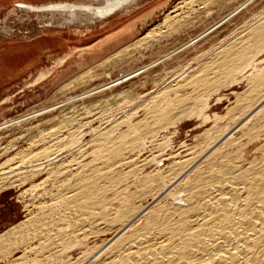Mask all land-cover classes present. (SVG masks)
I'll use <instances>...</instances> for the list:
<instances>
[{
	"label": "rangeland",
	"instance_id": "obj_1",
	"mask_svg": "<svg viewBox=\"0 0 264 264\" xmlns=\"http://www.w3.org/2000/svg\"><path fill=\"white\" fill-rule=\"evenodd\" d=\"M46 1L52 3L41 5L39 1L38 3H32L30 5L43 6L60 3H74L78 5L89 3V0H70L72 2L43 0V2ZM246 1L247 0H139L130 7H126L103 19L94 21L83 20L77 22L67 21V23L66 20L70 19V16L68 17L69 14L66 13V15H63L62 13L26 10L23 8V6H21L22 3L26 4L24 0H16V3H13L12 1V3L8 5H0V126H4L6 122L12 124L4 126L2 129L0 128V185L4 182L8 185L7 188L4 187L0 190V236L6 232L8 233L9 230L11 231L14 229V227H16L19 223L23 221H29L35 217V212L32 211L33 208L31 204H29L31 203L30 199H32V195H35V192H33V187L38 185L41 180L43 181L46 176H44L45 174L41 175V178H39V176H32V180L29 178L30 180L25 182L23 178H25L24 176L26 174L23 172L26 171V169L23 168L22 161L30 158L36 153L41 152L44 147V143L50 142L52 139H54V136H52L51 133L53 134L56 131H60L58 137L59 139H62V142H64L63 144L57 145L58 149L62 148L60 153L62 154V160L65 159L66 166L68 164H72L75 161L77 166L82 165V171H84V169L92 168L91 166L95 167L96 163L99 167H103L108 164L104 158L100 157L101 154H98V148H94L98 147L97 144H100L99 141L101 142L105 135L108 134L106 136H110L109 139L111 142L109 143L110 146H108V154L110 156V160L108 162L112 164L114 163L115 165L117 162L118 165H116V167L113 166L114 164H108L110 165L109 167H112V169L114 168V173L111 177L113 179L124 178L125 182H123V186L121 184L120 187H118L119 189L117 188V192H119V190L121 191L122 189V191H124V188L126 189L127 187L126 194H129L128 196H130L129 204L130 206L133 205L132 207H140L142 205L145 206L153 201L156 193L157 195L159 193L157 192L159 182L155 181L158 176L161 177L165 174L164 177L167 178L165 183L170 184L171 181L173 183L182 174V171L188 170V176L182 179L183 182H180L183 184L178 183L176 188L178 186L177 189H182V187L185 185L184 183H186V185L189 184V186H191L193 183L195 184L196 182L192 181L198 180L200 176H203L204 173L207 171L209 172L212 165L208 162L212 161V158L220 160L219 156L223 153L222 151H224L222 149L226 148V152H231L227 150L234 151L232 152L234 154L227 153L233 155L234 157H231V155L228 156H230L232 159H236L238 157L236 160H241L240 162L242 166L248 165V163L252 160H259L263 153L260 150H264V133H262L264 132V129L259 132H253L252 134L247 135V133H249L248 130L252 129V125L254 124V117L246 121L244 125L233 132L232 137H236L235 142H237V140L240 138L241 140H239V143L241 145L238 144V142L233 143L232 141V144L229 145L228 143L230 141H226L221 143L215 150L211 151L210 155L208 154V157L202 159V156L205 155L215 145L214 143L219 140L217 137L219 135L217 132L219 131L217 130L216 132V129L222 128L219 130L224 133L227 130L223 128L226 127L227 129L229 124L231 125H229L230 127L235 126L236 124L234 123L237 122L238 124L240 120H242L245 115L250 112V106L252 104L248 99H251V97H254L256 94L255 89L257 84L254 81L255 74L256 77L260 75L259 73L264 74V37H255L259 33L258 31L264 26V0L251 1V3L242 8L239 13L226 21L223 25L213 30L199 41L192 43L186 48L180 49L184 44L188 43L193 38L206 31L216 22L221 20L224 15H227L231 12V10L233 11L235 8L240 7ZM96 6L100 5L98 4ZM149 32H151V34ZM248 47H251V49ZM259 48L263 49L260 51ZM176 49L180 50L177 52ZM173 52L174 54H172L169 58L165 59L158 65L149 68L135 78L124 81V83L115 87L85 96V93L91 91L93 88L95 89L97 87H101L104 84L121 77L122 75L135 71L140 67L146 66L153 61ZM247 52H249V55L246 54ZM237 55L240 57V59L242 58V61L239 59L236 61V63H239L238 67H240L236 68L239 69V71L240 69H245V72L242 70L239 72L235 66L232 65L233 62L228 63L229 61H232L233 58L237 59ZM252 55H254L253 58ZM109 57L111 58L110 60H108ZM243 58L247 60V62L245 60L243 61ZM248 58L251 62L248 60ZM224 60V63L227 65L228 69L223 68L222 70H218L217 74L215 75L211 71L212 68L218 66V64L220 65ZM241 64L243 67L239 66ZM246 66L247 70L249 69L248 71L246 70ZM232 70L235 71L233 72ZM220 72L221 74H218ZM224 72H227V74ZM230 74H234L231 76H235L237 79L234 77L232 79ZM213 75H215V77ZM209 76L211 77V80H208L210 79ZM241 76L242 78H240ZM244 76L246 77L244 78ZM248 76L250 77L248 78ZM220 77L221 79H218ZM222 77L229 80H225ZM190 78L196 84H201V86L204 84L213 85V83L217 86L210 85V90L213 91L211 92L208 85L206 87L204 86L206 89L204 87H199V84H194ZM206 78L208 81L205 83L204 81ZM214 79H216V83L219 82L220 84L213 82ZM176 82H178V85H176ZM185 82L189 84L190 87L187 85L184 88V85H186ZM192 84H194V86ZM251 86L252 88H249ZM194 87L195 96L198 94V96H200V98L196 96L197 98H195V101L193 99L195 96L192 94ZM214 87L217 88L214 89ZM173 88H175V90ZM198 88L201 89L199 90ZM176 89L178 90L176 91ZM196 89L199 93L195 91ZM202 89L207 93V95ZM206 90H209V94ZM200 93L205 94L200 95ZM246 95L251 97L249 98V96ZM154 98H157L159 101L155 99L156 102H153ZM163 98L170 102L169 106L167 105L168 103L165 104L167 100L164 103L162 102L164 100ZM170 98L173 101H169ZM244 98H246L245 100L248 102L245 101ZM182 99L184 100L183 102H185L186 99H192V101L189 100L191 102L186 100L187 104L185 105L188 109L184 107L185 105L182 102ZM200 99L202 101L201 104L199 102ZM239 101H242V104L245 102L247 104L241 105L239 104ZM150 102H152L151 105ZM159 103L160 106H157ZM188 103L193 104L190 105ZM166 105L171 108V110H173L172 108H176L173 111H177H169ZM180 105L185 108L183 111H186L187 109L188 112L189 109L192 108L190 109L191 113H194L195 111L196 113L189 114V111L187 115V112L185 113V111L183 112L181 110L182 106L180 108ZM200 105L205 106L202 107ZM240 105L241 107L244 106L242 109H240L242 111L238 109L241 108L239 107ZM164 106L168 110H166ZM52 107H54V109H50ZM148 107L154 110V112H150L149 109V112H147L146 109ZM154 107L156 109V113ZM199 108L203 109V111ZM244 108H246L245 111ZM161 109L163 112H167L166 115H168V111L169 113L171 112V115L169 114L167 118H165V113L162 112L163 115L160 114L162 111ZM261 110L264 111V109ZM178 111L182 113H179V115ZM197 111L198 113H203V115H201V113L198 115ZM183 113L186 115L183 116ZM152 115H154V117ZM207 115L210 117L207 119L208 121L205 119ZM180 116L183 118L181 119ZM220 117H223V119ZM226 117H228V119ZM229 119L231 120L230 122ZM117 121H120L121 125L120 122L118 123ZM151 121L155 125L152 124ZM171 121L175 122L176 124L174 123L173 125ZM169 122L172 123V126H170ZM116 124L117 126H115ZM131 125H133L134 128H129ZM145 125L147 127L149 126V129ZM150 125L152 126L151 128ZM249 126L250 128H248ZM56 127H58V129ZM212 127L215 128V132L211 131ZM230 127L228 129H230ZM131 129H133L132 132ZM135 129L138 132H135ZM208 130H210V132ZM243 130H247V132ZM49 131L53 132L50 133ZM207 131L212 137L204 135L209 134ZM221 131L219 133H221ZM147 132L153 133H149V135ZM98 133L102 135L100 136ZM254 133H256L257 136H255ZM257 133H259V135ZM114 134L116 138L114 137ZM138 135L139 137H137ZM244 135L246 138H244ZM219 136L221 137L223 134H220ZM44 137L47 138L44 139ZM99 137L103 138L98 139ZM207 137L210 139H207ZM137 138H142V140L139 139V142ZM247 138L248 140H246ZM68 139H70V141H68L69 143H66L67 141L65 142L64 140ZM31 140L33 142H31ZM75 140L77 144L79 143L80 145H77L75 142H73ZM114 140H116V142H114ZM208 140H210V142H208ZM42 141L43 143H41ZM72 142L73 144L70 146V143ZM94 143L96 144L94 145ZM36 145L38 147H36ZM224 145L227 146L225 147ZM92 146L94 147L92 148ZM239 146H241V148ZM235 148H237V150ZM79 149L80 152H75L79 151ZM68 150H70V152ZM96 151L97 153H95ZM225 151L224 153H226ZM93 152L97 154L99 158L96 157L97 155H94ZM91 153L93 155H90ZM172 154L174 156L175 154L179 155L172 157ZM235 154L237 156L236 158ZM82 155L86 156L83 157ZM188 155H192V157L190 156V158ZM70 156L74 157L70 159ZM152 156H155L157 160ZM180 156H182V159ZM178 158H180L182 161H180ZM256 158L259 159L256 160ZM14 159H18L17 162H15ZM72 159L74 161H72ZM95 159H99L100 162ZM124 159H134L136 161L134 162L133 160V162L137 165L140 163L143 164L142 162H144L143 160L145 159H150L151 161H146L147 164L145 167L143 166L144 168L141 167L140 171H133L132 167L123 165L122 162H124ZM120 160L122 161L120 162ZM197 160L200 161L196 163L195 161ZM69 161L71 162L69 163ZM137 161H140V163ZM174 161L181 162L183 167L181 164H176ZM9 162L14 163L11 164ZM88 163H91L90 166ZM119 163H121L122 166L121 164L119 165ZM193 163L195 165L191 169H188ZM170 165L172 167H170ZM9 168H11V170ZM12 168H14V171H12ZM206 168H209V170ZM170 169H172L174 172ZM15 172H17V174ZM208 172L204 175H208ZM11 173L14 174L15 178L14 176L12 178ZM84 173L86 174L87 172L84 171ZM84 173L82 172V175H79V178L78 176H75V179L78 178V181L76 180L77 182H79L80 179L83 180L82 176L84 177ZM21 174H23L22 178ZM170 175V179L172 180L169 179ZM198 175L199 178H196ZM4 176L7 179L9 178V181L5 179ZM10 178H12V181ZM75 179L72 178V184ZM13 180H15L16 183H13ZM190 180L191 183L189 182ZM19 181L21 183H19ZM160 182L164 184V182ZM10 183L12 185H10ZM30 189L32 190V193H30ZM27 190L29 192H26ZM114 193L115 192H110L108 194V198L106 196V199H112L115 201L116 198H113V196L115 197L116 193ZM26 194L28 196H26ZM158 201L159 200L155 201L151 205V208L154 207V205L158 206ZM111 207L110 210L112 209ZM144 219L145 217L141 218L142 221ZM109 231L110 230H107L106 232V230H103L102 234L98 231L94 232L93 234H88L89 236L82 235L80 238L84 242L80 239L81 244L79 246L72 248V250L70 249V252L68 251V253L62 255V257L60 252H58L60 256L56 253V256L53 259L49 256V254L46 255L47 257L45 255L39 257L28 253L27 250H20L11 255H7L4 254V251H2L0 248V264H39L34 263L38 262L36 261L37 257L39 260H41L40 264H71L76 260H80V264H94L96 261L98 262L103 260L106 256V253L104 252L105 254L103 253L94 263L91 261L93 254H95L101 248L105 241L110 239L115 234V230H111V232ZM25 254L26 256H24ZM29 255L31 256L29 257ZM48 256L51 259L49 258L44 261L45 257L48 258Z\"/></svg>",
	"mask_w": 264,
	"mask_h": 264
},
{
	"label": "bare ground",
	"instance_id": "obj_2",
	"mask_svg": "<svg viewBox=\"0 0 264 264\" xmlns=\"http://www.w3.org/2000/svg\"><path fill=\"white\" fill-rule=\"evenodd\" d=\"M137 1H139V0H89V3L78 4V5L72 4V3L71 4L66 3V4H60V5L45 6V7L23 6V8H25L26 10H30V11L32 10V11H46V12H50V13H62L63 15H66V13H67V14H69L68 17L70 16V19L66 20V23H67V21L77 22V21H83V20L94 21V20L103 19L105 17L112 15L113 13H115L117 11H120L126 7H130L131 5L137 3ZM251 1H253V0H247L240 7L235 8L233 11L231 10V12L228 13L227 15H224V17L221 20L216 22L214 25H212L210 28H208L206 31H204L200 35L197 34L198 35L197 37L193 38L191 41L184 44L180 49L186 48L189 45H191L192 43L199 41L204 36H206L207 34L212 32L213 30H215L218 27H220L221 25H223L226 21H228L233 16H235L237 13H239L242 8H244L246 5L251 3ZM98 4L100 6H96ZM152 32H154V31H152ZM258 32L259 33L255 37H257V36L258 37L259 36L264 37V26ZM149 33L151 34V32H149ZM247 42H250V41H247ZM256 44H258V43H256ZM259 44H261V43H259ZM230 45H232V44H230ZM250 45L252 46L251 43H250ZM234 47H236V46H234ZM248 48L251 49V47H248ZM262 49H260V51ZM176 50H175V52H176ZM179 50H177V52ZM122 51H124V50H122ZM255 52H257V51H255ZM216 53H218V52H216ZM248 53L249 52H247L246 54H248ZM172 54H174V52L170 53V54H168L162 58H159V59L153 61L152 63H150L146 66L140 67L139 69H137L135 71H132L130 73L122 75L121 77H119L115 80H112L111 82L104 84L101 87H97L95 89L93 88L94 90L92 89L91 91L88 90L89 92H87V91H86L87 93L84 92L85 96L103 91V90L111 88V87H115L119 84L124 83V81L131 80V79L135 78L136 76L140 75L141 73L145 72L149 68L154 67V66L158 65L159 63L163 62L165 59L169 58ZM253 56L254 55H252V58H253ZM245 58H247V57H245ZM110 59L111 58L109 57L108 60H110ZM238 59L241 60L242 58L240 59V57H238V55H237V59L233 58V60L229 61L228 63L233 62L232 65L235 66V68H236V67H238V64H239L238 62L236 63V61ZM244 60L245 59L243 58V61ZM248 60L250 61L249 58H248ZM252 60H254V59H252ZM226 61H228V60H226ZM245 61L247 62V60H245ZM224 62H225V60L223 62H221L220 65L218 64V66H216V67L212 68V70L211 69L210 70L216 75L218 70H222L223 68L228 69L227 65ZM234 62L237 64V66ZM254 63H255V61H254ZM251 64H253V63H251ZM239 66H242V64ZM209 67H210V65H209ZM238 68H240V67H238ZM227 69H226V71H227ZM237 70L239 71V69H237ZM241 70L245 72V69L244 70L240 69V71ZM246 70H247V66H246ZM232 71L234 72L235 70H232ZM244 72H242V73H244ZM224 73L227 74V72H224ZM218 74H221V72ZM226 74H225V77H226ZM259 74L260 75H258L257 77L255 74V78H254V81L257 84L256 89H255L256 94L254 95V97L246 95V96H249V98L251 97V99H248V100H250L249 102H251V104H252L251 106L249 105L251 107L250 112L247 115H245V117L242 120L239 119L240 122L238 121L239 122L238 124H237V122L234 123V124H236L235 126L230 127L231 126L230 124H229L230 126L228 124H226V125H228V128L230 127V129H228V128L226 129V127L223 128V129L227 130V131L224 130L225 131L224 133H222V131L219 130L222 128L215 130V128H217V127L216 126H214L215 128L212 127L211 131H214V130L216 132H217V130L219 132L221 131V133H219V132H217V133L219 135L223 134V136L220 137L218 135L217 136L219 139L218 141L211 138L214 141H216L217 143L215 142L214 143L215 145L213 144L214 146L212 148L210 146L211 149L205 155L202 156V159L208 157L210 155L211 151L215 150L221 143L226 142V141H228V142L230 141L228 143L229 145L232 144V142L234 143L236 140V137H234L235 139L232 137L233 132L236 129H239L242 125H244L246 123V121H248L249 119H251L253 117L255 118V120L253 121L254 124L252 125L253 130L247 129L249 132V133H247V135L252 134L253 132H259V131L264 129V111L261 110V109H264V74L263 73H259ZM215 75H213V76L215 77ZM231 75H234V74H230V76ZM237 75H238V73H237ZM220 76H222V75H220ZM235 76H236V72H235ZM235 76H231V78L232 79H233V77L236 78ZM250 76H251V74H250ZM250 76H248V78ZM177 77H179V76H177ZM177 77H175V78H177ZM209 77H207V78H209ZM245 77L246 76H244V78ZM175 78H173V79H175ZM191 78H190V80H192ZM207 78H206V80L204 79L205 81L203 80L205 83L208 80H211V77L208 80H207ZM240 78H242V76ZM218 79H221V77ZM223 79H225V78H223ZM215 80L216 79H214L213 82L216 83ZM225 80H229V79L226 78ZM217 81H219V80H217ZM250 81H251V79H250ZM176 83H177L176 85H178V82H176ZM201 83L203 84L202 81H201ZM229 83H227V84H229ZM194 84H196V83L194 82ZM194 84H192V85L194 86ZM197 84H199V83H197ZM216 84H220V83L217 82ZM254 84H252V85H254ZM187 85L189 86V84L186 83V85H184V88ZM207 85H208L209 90H210L211 89L210 85H212V84H207ZM207 85L204 84L201 86V84H199V87H204V86L206 87ZM213 85H215V84L213 83ZM215 86H217V85H215ZM196 87H198V86H196ZM215 88H217V87H214V89ZM249 88H252V86ZM173 89L175 90V88H173ZM194 89H195V87L193 88L192 94H194ZM212 89H213V87H212ZM177 90L178 89H176V91ZM202 90H201V92H202ZM209 90H206L208 92V94H209ZM195 91L198 92L197 89ZM210 91L213 92L212 90H210ZM175 93H177V92H175ZM205 93H202V94L200 93V95H203ZM114 95H116V94H114ZM198 95H196V96H198ZM206 95H207V93H206ZM163 96H165V95H163ZM194 96H195V94H194ZM196 96L193 98L194 101H195V98H197ZM198 97L200 98V96H198ZM202 98H204V97H202ZM155 99H157V98H154L153 102L155 101ZM163 99H162L163 100L162 102L164 103L167 99H165V98H163ZM208 99H210V98H208ZM245 99L246 98H244V100ZM171 100L172 99L170 98L169 101H171ZM186 100H185V102H183L184 100L182 99V102L184 103V105L187 104L186 103L187 101L188 102L192 101V99H188L187 101ZM189 100H191V101H189ZM245 101H247V100H245ZM196 102L197 103L200 102V104H201L202 101L200 99L199 102L198 101H196ZM241 102L239 103L241 105L247 104L246 102L243 104ZM151 103L152 102H150V105H151ZM169 103L170 102H168V100H167V102H165V104H167L168 106H169ZM188 104L191 105L193 103H188ZM194 104H195V102H194ZM155 105H156V103H155ZM155 105H153V106H155ZM241 105L239 107H241ZM157 106H160V103ZM168 106H167V108L170 111L171 108H169ZM181 106L182 105H180V108H181ZM200 106H202V105H200ZM204 106H202V107H204ZM55 107H56V105H55ZM184 107H186V105ZM184 107L182 106V109H181L182 111H183V109H185ZM243 107L238 108V109L240 110ZM178 108H179V106H178ZM236 108H237V106H236ZM50 109H54V107H52ZM50 109H49V111H50ZM148 109L150 110V112H154V110L150 109L149 107L146 109L147 112H149ZM154 109H155V107H154ZM165 109H166V107H165ZM168 109H166V110H168ZM172 109L174 110L176 108H172ZM187 109H186V111L184 110L185 113L187 112ZM190 109H192V108H190ZM190 109H189V111H190ZM193 109H196V108H193ZM245 109L246 108H244V111H245ZM163 110H164V108H163ZM163 110L161 111L160 114L163 115V113H165L164 114V116H165L167 112H163ZM173 110H171V111H173ZM200 110L203 111V109H200ZM47 111H48V109H47ZM169 111H168V115L171 113V112L169 113ZM176 111H173V112H176ZM189 111L186 113L187 115H188ZM193 111H195V110H193ZM240 111H242V110H240ZM36 113H39V112H36ZM40 113H41V111H40ZM155 113H156V109H155ZM179 113H182V112L178 111V114ZM194 113H196V111ZM194 113H191V111H190L189 114H194ZM197 113H198V111H197ZM199 113H201V112H199ZM199 113H198V115H199ZM149 114H152V113H149ZM149 114H148V116H149ZM186 114L183 113L182 115L184 116ZM235 114H236V112H235ZM168 115H166L165 118H167ZM201 115H203V113H201ZM152 116L154 117V115H152ZM176 116H178V115H176ZM181 116H180V118L182 119L183 117H181ZM153 117H152V119H153ZM234 117H236V116H234ZM177 118H179V117H177ZM177 118H175V119H177ZM188 118H190V117H188ZM208 118H210V117L207 115V117L205 119L207 120ZM214 118H216V117H214ZM226 118L228 119V117H226ZM115 119H117V118H115ZM221 119H223V117ZM230 119H236V118H230ZM230 119H229V122L231 121ZM177 120H179V119H177ZM128 121H130V120H128ZM155 121H153V122H155ZM179 121H181V120H179ZM171 122H169L170 126H172V123L174 125L176 120H175V122H172V123ZM151 123H152V121H151ZM10 124L11 123L6 122V124L4 126H8ZM122 124H124V123H122ZM135 124H137V123H135ZM148 124H149V122H148ZM148 124H146V125H148ZM152 124H154V123H152ZM120 125H121V122H120ZM120 125H119V127H120ZM4 126L2 125V126H0V128L2 129V127H4ZM115 126H117V124ZM156 126H157V123H156ZM131 127L134 128L133 125L129 126V128H131ZM151 127L152 126L150 125V128ZM56 128L58 129V127H56ZM65 128H66V126H65ZM165 128H166V126H165ZM248 128H250V126ZM148 129H147V131H148ZM155 129H157V128H155ZM51 130H53V129H51ZM128 130H127V132L129 133L130 130L129 131ZM247 130L246 131L243 130V131L247 132ZM108 131H110V130H108ZM132 131H133V129H131V132ZM208 131L210 132V130H208ZM208 131H207V133H209ZM237 131H239V130H237ZM51 132H53V131H51ZM135 132H138V131L135 129ZM153 132H151V133H153ZM262 133H264V132H262ZM59 134H60V131H56L53 134L51 133V135L54 136V139H52L50 142L44 143V147H43L41 152L36 153L34 155L32 154L33 156L30 155L31 156L30 158L22 161V166H23V168L26 169V171L23 172L26 174L24 176L25 178H23L25 182L30 180L29 178H31V180H32V176H34V177L39 176V178H41V175L45 174L44 176H46V178L43 181L40 179L41 182L38 183V185L33 187L34 188L33 192H35V195L34 196L32 195V199H30L31 203H29V204H31V206L33 208L32 211L35 212V217L32 216L33 218L31 220L23 221V222L19 223L16 227H14V229H12L11 231L9 230L8 233L6 232L5 234L0 236V248L2 249V251H4V254L11 255V254H13L17 251H20V250H27L28 253H31V254L39 256V257L44 256V255L46 256L49 254V256L53 259L56 256V253L59 255L58 252H60V255L62 257V255L68 253V251L70 252V249L72 250V248L79 246L81 244L80 236H82V235L93 234L94 232H98V231L102 234L103 230L104 231L106 230V232H107V230H110L109 232H111V230L112 231L115 230V232H114L115 234L110 239L105 241L104 244L101 246V248L95 254H93L91 261L94 263L104 252L106 253V256L104 257L103 260L98 261V262L96 261L94 264H264V150H260L263 153H262V157L260 159L256 158V160L257 159H259V160H257V161L252 160L251 162L248 163V165L242 166L241 162H240L241 160L240 159H239L240 161L236 160L238 158L236 156V154H235V158L237 157L236 159L231 158L233 156L231 154H234V153H232L234 151L227 150V151H231V152H226L225 151L226 148L222 149L226 153H224V151H222L223 153L221 155L218 152V154L220 156L216 155V156L220 157V160H216L215 158H214L215 159L214 160L212 158V161H210L211 163L208 162L209 164L212 165V166L210 165L211 166L210 170H209V168L208 169L206 168L207 170H209V172L207 171L208 175H204L207 172L204 173L202 177L200 176V178L198 175L196 178H199V179L196 181H192V182H196L195 184L193 183L194 185L192 184L191 186H189V184L186 185V183H184L185 185H184V187H182V189H180V188L177 189L178 186L176 188V185H178V183H180L183 178H186V176H188L187 175L188 170L182 171V174L173 183L171 181L170 184L165 183V181L167 179L166 177H164L165 174H164V176L162 175L161 177H159L157 175L158 177L155 179V181L159 182L158 191H157V192H159L158 195L156 193V196L153 198V201L150 202V204H148V205H145V206L142 205L140 207H136V206L132 207L133 205L130 206V204H129L130 203V196H128L129 194H126L127 187H126V189L124 188V191H122L123 190L122 189L121 191L119 190V192H117L118 191L117 188L120 187L121 184L123 186V182H125L124 178L123 179L122 178L121 179H113L111 177L114 173V170H113L114 168L112 169V167H109L112 163L108 162L110 160V158H109L110 156L108 154V151H109L108 146H110L109 143H111L110 139H109L110 136L108 137V136H106L108 134H106V135L104 134L105 135L104 138L103 137L98 138V139L103 138V140L101 142L99 141L100 144H97L98 147L92 146V148L93 147L98 148L97 149L99 151L98 154H101V156L100 155L99 156L104 158L108 164L110 163V165L107 164L108 166L106 165L103 167L100 165L101 167H99L97 165V163L95 162L96 163V166L94 164L95 167L91 166L92 168L84 169V171L87 172L85 174L84 171L81 170L82 165L77 166V163H75V161L73 159H72V161H74V162L72 164H68L67 166H66L65 159L62 160V154H60L62 151V148L58 149L57 145L63 144L64 142L61 141L62 139H59V137H58ZM98 134L100 135V133H98ZM115 134H114V137H115ZM133 134H134V132H133ZM154 134H155V132H154ZM209 134H204V135H208V137H209V136H211V134L210 135ZM241 134H242V132H241ZM254 134H255V136H257L256 133H254ZM257 134L259 135V133H257ZM112 135H113V133H112ZM119 135H124V134H119ZM139 135L137 137H139ZM96 136H98V135H96ZM129 136H127V137H129ZM208 137H207V139H210ZM45 138H47V137H44V139ZM69 138H70V136H69ZM244 138H246L245 135H244ZM249 138H251V137H249ZM259 138H261V137H259ZM64 139H65V136H64ZM139 139L142 140V138H139ZM139 139H138V141L140 142ZM207 139H205V140H207ZM32 140H33V138H32ZM32 140H31V142H33ZM121 140H123V139H121ZM239 140H241V139L239 138ZM239 140H237L238 144H240ZM246 140H248V138ZM64 141L65 142L67 141L66 143H69L68 141H70V139L64 140ZM36 142H35V144H36ZM73 142H75L77 144L76 140ZM73 142L70 143V146H71V144H73ZM94 142H95V140H94ZM114 142H116V140H114ZM126 142H128V141H126ZM208 142H210V140H208ZM237 142H235V143H237ZM41 143H43V141ZM92 144H93V142H92ZM95 144L96 143H94V145ZM89 145H91V144H89ZM209 145H210V143H209ZM75 146H73V147H75ZM224 146L226 147L227 145H224ZM32 147H33V145H32ZM36 147H38V146L36 145ZM229 147H231V146H229ZM239 147L241 148V146H239ZM243 147H244V145H243ZM187 148H189V147H187ZM235 149L237 150V148H235ZM261 149H263V148H261ZM6 150H8V149H6ZM187 150H189V149H187ZM36 151L38 152L37 149H36ZM68 151L70 152V150H68ZM72 152H74V151H72ZM75 152H80V149H79V151H75ZM240 152H242V151H240ZM63 153H65V152H63ZM95 153H97V151ZM95 153H94V155H97ZM227 153H231V154H227ZM237 153H239V152H237ZM176 154H175V156L179 155V154L178 155H176ZM90 155H93V154L91 153ZM228 155H231V157ZM239 155H241V154H239ZM71 156H70V159L74 157V156L73 157H71ZM79 156H81V155H79ZM84 156H86V155H84ZM173 156L174 155L172 154V157ZM190 156L192 157V155H190ZM96 157H98V155ZM152 157H155V156H152ZM156 157H157V155H156ZM156 157H155V159L157 160L158 157L157 158ZM181 157L182 156H180V158ZM180 158H178V159L180 161H182L181 160L182 158L181 159ZM190 158H187V159H190ZM193 158H194V156H193ZM216 158H218V157H216ZM128 159H126V160L124 159V162H122V163L124 166L132 167L133 171H137V170L140 171V168L143 166L145 167V165L147 164L146 161H148V160L151 161L150 159H147V160L145 159V160H143L144 162H142L143 164H141L140 163L141 160H140L137 162L140 163L141 165L140 164L137 165L136 163H134L136 161V160H134L135 158L133 159L134 162H133V160H128ZM187 159H186V161H187ZM14 160H12V161H14ZM17 160H15V162H17ZM95 160H97V159H95ZM200 160H197L195 162L197 163ZM97 161L100 162L99 159ZM106 161H105V163H106ZM121 161L122 160H120V162ZM183 161H185V160H183ZM70 162L71 161H69V163ZM201 162H203V161H201ZM9 163H11V162H9ZM12 163H14V162H12ZM78 163H79V161H78ZM175 163L181 164V162H175ZM182 163H184V162H182ZM194 163L191 164L188 169H191L195 165ZM90 164L88 163L89 166H90ZM120 164L121 163H119V165ZM20 165H21V163H20ZM116 165H117V162H116ZM116 165L114 164L113 166H116ZM181 165L183 167V164H181ZM121 166H122V164H121ZM170 167H172V166L170 165ZM182 167H180V168H182ZM14 168H16V167H14ZM14 168H12V171H14L13 170ZM9 169L11 170V168H9ZM142 169H141V171H142ZM185 169H183V170H185ZM170 170L173 171L172 169H170ZM7 171H8V169H7ZM18 171H19V169H18ZM176 171H175V173H176ZM17 172H15V173L17 174ZM82 172L85 174V175L83 174L84 177L82 176L83 180L80 179V181L77 182L78 181L77 179L79 178V175H82L81 174ZM168 173H169V171H168ZM168 173H166V174H168ZM3 174H6V173H3ZM11 174H10V176H11ZM22 175L23 174H21V178H22ZM13 176H14V174H12V178H13ZM17 176H19V175H17ZM17 176H16V179H17ZM75 176H78V178L75 179ZM4 178H5V176H4ZM12 178H10V180ZM14 178H15V176H14ZM72 178H74L75 181L77 180L75 184H74L75 181L72 184V182H71ZM170 178H171V175L169 176V179ZM5 179H7V178H5ZM174 179H175V176H174ZM1 180H2V178H1ZM170 180H172V179H170ZM160 181L164 182V184H162ZM14 182H15V180H13V183ZM22 182H23V180H22ZM189 182L191 183V180ZM11 183H10V185H12ZM19 183H21V182L19 181ZM180 184H183V183H180ZM19 185H21V184H19ZM22 185H24V184H22ZM7 186L8 185L5 182L1 183L0 190L3 189L4 187L7 188ZM155 188H156V186H155ZM26 192H29V191L27 190ZM110 192L116 193V196L115 197L113 196V198H116L115 201L112 199L111 200L106 199V196L108 198V194ZM127 192H129V191H127ZM30 193H32V190L30 191ZM30 193H29V195H30ZM26 196H28V195L26 194ZM157 200H159V201H158V203L157 202L156 203L159 205L158 206L154 205V207L151 208V205ZM110 207L112 208L111 210H110ZM143 217H145V219L142 221L141 218H143ZM81 241H83V240L81 239ZM25 253H27V252H25ZM24 256H26V254ZM30 256L31 255H29V257ZM49 256H48V258H46L47 257L46 256L44 261L49 259L50 258ZM83 258H84V256H83ZM24 259H25V257H24ZM28 260H29V258H28ZM36 261H38V262H34V261L33 262L39 263V264L41 263L40 262L41 260H39L38 257H37ZM80 262H81L80 260H76L75 262H73L71 264H80Z\"/></svg>",
	"mask_w": 264,
	"mask_h": 264
},
{
	"label": "crops",
	"instance_id": "obj_3",
	"mask_svg": "<svg viewBox=\"0 0 264 264\" xmlns=\"http://www.w3.org/2000/svg\"><path fill=\"white\" fill-rule=\"evenodd\" d=\"M13 1V3H16V0H0V5H8V4H11ZM40 1L41 5L42 4H48V3H52V2H49V1H46V2H43V0H24V3L21 4V6H29V7H35L34 5H30L32 3H38ZM56 2H72V1H65V0H57ZM60 4H66V3H60ZM60 4H52V5H60ZM67 4H71V3H67ZM74 4V3H72ZM45 6H51V5H43V6H38V7H45Z\"/></svg>",
	"mask_w": 264,
	"mask_h": 264
}]
</instances>
